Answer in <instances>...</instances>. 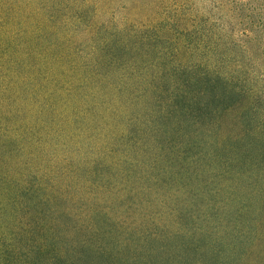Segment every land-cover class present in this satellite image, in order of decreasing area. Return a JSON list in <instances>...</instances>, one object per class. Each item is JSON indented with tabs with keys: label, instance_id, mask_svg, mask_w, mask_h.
Wrapping results in <instances>:
<instances>
[{
	"label": "trees",
	"instance_id": "obj_1",
	"mask_svg": "<svg viewBox=\"0 0 264 264\" xmlns=\"http://www.w3.org/2000/svg\"><path fill=\"white\" fill-rule=\"evenodd\" d=\"M207 1L216 19L195 13L192 0H172L165 11L177 16L189 7L178 32L195 50L216 42L212 64L172 58L149 74L121 63L126 52L134 60V45L117 38L92 45L104 61L87 68L98 77L104 72L99 81L113 96L108 113L131 108L116 136L118 157L107 165L116 187L107 179L98 201L67 189L51 194L44 187L54 186H42L35 173L21 179L0 168V264H247L258 257L252 250L264 239V0ZM34 8L49 17L56 10L48 3ZM199 26L202 35L193 41ZM153 51L155 61L165 58ZM54 199L72 208L55 207ZM153 201L156 207L147 203Z\"/></svg>",
	"mask_w": 264,
	"mask_h": 264
},
{
	"label": "rangeland",
	"instance_id": "obj_2",
	"mask_svg": "<svg viewBox=\"0 0 264 264\" xmlns=\"http://www.w3.org/2000/svg\"><path fill=\"white\" fill-rule=\"evenodd\" d=\"M171 1L3 0L0 168H9L10 175L21 179L35 173L42 186H54L44 187L51 194L66 193L67 189L76 198L94 194L96 201L102 193L106 194L105 181L118 180L108 173L107 165L118 157L121 146L116 136L125 128L131 108L122 106L118 117L108 113L112 94L99 81L104 72L98 77L87 68L93 61H104L103 56L92 53V45L114 38L122 44L134 45L137 48L130 50L134 60H127L130 53L126 52V60L121 63L135 64L149 74L154 73L160 61L171 62L172 58L202 62L206 57L212 64L217 43L203 41L208 48L202 44L200 50L194 49V43L186 47L182 41L185 35L179 34L178 27L186 22L189 7L183 5L177 16H169V8L168 12L165 8ZM40 3L54 4L53 16L34 8ZM189 5L195 7V13H205L208 19L217 17L218 11L207 0H192ZM212 31L215 37L218 31ZM200 34L199 26L192 40H198ZM187 48L192 50V57ZM154 49L165 53V58L155 61ZM100 70L105 71L104 67ZM116 74L109 72L111 78ZM91 93H95L92 98ZM113 140L114 149L108 152L105 148ZM111 185L116 187L114 183ZM66 203L52 200L59 208L70 206ZM147 203L157 205L156 201ZM81 205L89 207L86 202ZM262 234L264 238V231ZM258 245L259 250H252V255L258 257L252 256L247 264H264V239Z\"/></svg>",
	"mask_w": 264,
	"mask_h": 264
}]
</instances>
